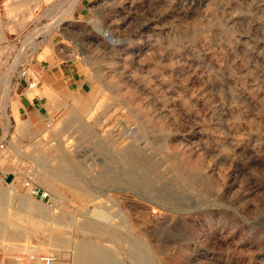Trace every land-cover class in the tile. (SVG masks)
<instances>
[{
  "label": "rangeland",
  "instance_id": "374dc122",
  "mask_svg": "<svg viewBox=\"0 0 264 264\" xmlns=\"http://www.w3.org/2000/svg\"><path fill=\"white\" fill-rule=\"evenodd\" d=\"M0 20V183L17 194L0 224L25 240L0 235V264L54 235V264L86 239L122 264H264V0H0ZM44 63L85 79L34 125L9 106Z\"/></svg>",
  "mask_w": 264,
  "mask_h": 264
},
{
  "label": "crops",
  "instance_id": "0c3cea01",
  "mask_svg": "<svg viewBox=\"0 0 264 264\" xmlns=\"http://www.w3.org/2000/svg\"><path fill=\"white\" fill-rule=\"evenodd\" d=\"M2 25L0 20V40H2ZM25 68V77L19 81L22 89H20L21 94L13 101L14 108L10 105L11 109L10 115L12 117H17L18 119H26L29 122H33L37 125L46 115L49 114V109L53 106L54 100L50 97L54 95L57 96V104L63 101L64 94L68 92H79L82 89V84L84 83L85 74L82 73L80 69L69 68L68 66L52 65L47 64H35ZM29 69V70H28ZM32 70V73L30 72ZM22 76V75H21ZM39 82L37 86L38 92H33L31 90L32 86H29V82ZM24 89H29L28 92ZM50 96V97H49ZM55 100V101H56ZM62 104V103H61ZM15 186H4L0 183V191L3 193L11 191L9 188ZM16 195V193L13 191ZM11 238V234L8 238ZM9 238V239H10ZM11 244V243H10ZM9 243L7 245L10 247ZM16 247V246H12Z\"/></svg>",
  "mask_w": 264,
  "mask_h": 264
},
{
  "label": "bare ground",
  "instance_id": "6f19581e",
  "mask_svg": "<svg viewBox=\"0 0 264 264\" xmlns=\"http://www.w3.org/2000/svg\"><path fill=\"white\" fill-rule=\"evenodd\" d=\"M15 192V191H14ZM16 193V192H15ZM7 199H12L13 197H15V194L13 193V191H7V193H3L2 191H0V198L2 196H4ZM12 196V197H11ZM17 196V194H16ZM2 200V198H1ZM6 200V199H5ZM3 201V200H2ZM23 201V200H22ZM2 203V202H1ZM19 203V202H18ZM26 203V202H25ZM23 204V203H22ZM27 204H29L27 202ZM21 205V203H20ZM30 205V204H29ZM30 207L33 208V206L30 205ZM21 208V207H20ZM29 209V208H28ZM27 209V210H28ZM35 209V207H34ZM37 210V209H35ZM26 211V209H25ZM34 211V210H33ZM34 213V212H33ZM86 223V227L88 229L91 228L92 225H90V223L85 222ZM92 223V222H91ZM0 235H5L7 234L8 236L11 234L13 236V238L10 239L9 244L11 246H19V240H22L19 238V240H17L16 238H18V234L17 232H11L7 229L4 228L3 225L0 224ZM97 226V224H96ZM100 226V225H99ZM98 228V227H97ZM100 228V227H99ZM92 229V228H91ZM90 229V230H91ZM94 229V228H93ZM96 229V228H95ZM97 231V230H96ZM99 231V230H98ZM23 234V233H22ZM1 237V236H0ZM4 238V237H2ZM10 238V237H9ZM49 238V237H48ZM3 240V239H2ZM135 240V239H134ZM69 241V240H68ZM67 242L66 239H64L61 236L58 235H54L52 237H50L48 243L50 244V246H52L53 248H55L56 250H58V248H61L65 243ZM22 243V242H21ZM137 243V242H136ZM135 243V247L137 248L138 245H136ZM1 244V242H0ZM142 244V243H140ZM21 245V244H20ZM8 246V245H7ZM22 247H25V240L24 243L21 245ZM21 246H19L21 248ZM47 246V245H46ZM45 246V247H46ZM49 246V245H48ZM100 246V245H99ZM98 244H94V242H92L89 239L86 240H82L76 243L75 245V249H73V264H122L120 261L117 260V258L110 252V250L108 251L106 249V247L102 248L99 247ZM51 247V248H52ZM13 249V248H12ZM145 249V248H144ZM140 251V250H139ZM146 252V251H145ZM144 253V252H142ZM146 255V254H144ZM148 255V254H147ZM142 256V255H141ZM137 257V256H136ZM139 257V256H138ZM143 257V256H142ZM144 258V257H143ZM142 258V259H143ZM137 259V258H135ZM149 259V257H148ZM150 260V259H149ZM143 261V260H142ZM147 261V260H146ZM141 262V261H140ZM59 263V262H58Z\"/></svg>",
  "mask_w": 264,
  "mask_h": 264
},
{
  "label": "built area",
  "instance_id": "2783aa9c",
  "mask_svg": "<svg viewBox=\"0 0 264 264\" xmlns=\"http://www.w3.org/2000/svg\"><path fill=\"white\" fill-rule=\"evenodd\" d=\"M26 69L23 67L20 71V75L24 76ZM29 86H33L34 82H29ZM4 149V140L0 139V154ZM24 185L30 188L31 192L46 199L49 196L48 191L44 190L40 185L33 183L30 179L24 181ZM60 258L57 250L55 248L45 249L39 243L32 242L30 243L29 249L26 251V254L21 259L22 264H54L57 262V259Z\"/></svg>",
  "mask_w": 264,
  "mask_h": 264
}]
</instances>
